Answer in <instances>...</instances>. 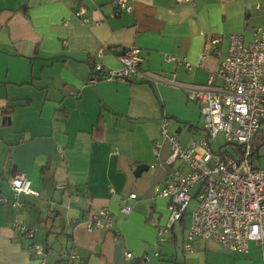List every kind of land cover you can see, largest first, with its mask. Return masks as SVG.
Listing matches in <instances>:
<instances>
[{
    "label": "crops",
    "instance_id": "obj_1",
    "mask_svg": "<svg viewBox=\"0 0 264 264\" xmlns=\"http://www.w3.org/2000/svg\"><path fill=\"white\" fill-rule=\"evenodd\" d=\"M114 1L0 0V194L13 200L8 179L18 172L39 193L19 195L17 209L0 205V264H37L30 241L11 228L14 220L34 232L56 264H144L143 256L146 264H262L254 244L239 255L197 239L184 253L187 215L157 244L169 200L156 197L154 187L166 182L170 167L167 143L157 153L154 146L162 119L187 146L202 135L198 105L166 81L204 84L224 59L230 35L248 42L255 28L264 27V0H195L194 6L131 0L129 14L112 17ZM81 5L90 20L85 27L72 15ZM206 36H219L222 43L219 55L200 62ZM131 47L141 50L140 69L165 82L102 78L120 69L117 56ZM166 56L184 59L192 69ZM97 63L102 73L93 70ZM92 78L95 85L88 83ZM101 109L104 131L94 139ZM260 133L254 158L264 169ZM139 165L148 170L136 177ZM130 194L137 199L128 201L132 211L123 217L122 199ZM100 209L111 212L113 228L88 232L83 221ZM65 250H74L78 260L60 261ZM126 252L134 260L125 259Z\"/></svg>",
    "mask_w": 264,
    "mask_h": 264
},
{
    "label": "built area",
    "instance_id": "obj_2",
    "mask_svg": "<svg viewBox=\"0 0 264 264\" xmlns=\"http://www.w3.org/2000/svg\"><path fill=\"white\" fill-rule=\"evenodd\" d=\"M174 1L194 6L195 0ZM130 3L131 0H115L111 16L129 14ZM72 15L83 27L90 23L82 5ZM221 43L219 36H206L200 62L219 55ZM102 54L100 50L98 58ZM117 60L120 69L105 71L104 80L126 82L137 77L151 83L165 82L161 76L140 69L142 58L138 48L124 49ZM165 60L182 64L186 71L192 69L184 59L166 56ZM93 70L102 73L104 68L97 63ZM166 82L177 86L188 102L198 105L202 135L187 146L176 134H170L166 119L159 124L160 136L154 152L159 151L162 141L167 143L169 155L165 164L170 170L166 182L154 187L156 197L169 200L166 220L163 225H157V244L165 243L173 227L187 215L188 205L193 200L195 208L189 214V226L183 236L184 253L191 251L197 239L215 242L225 251L239 255H247L250 244H254L264 264V169L257 167L252 157L253 142L264 123V27L255 28L248 42L242 35H230L224 59L214 72H209L204 84H181L174 78ZM88 83L95 85L97 80L92 78ZM220 133L225 144L215 152L212 145ZM8 186L13 200L0 194L1 206L17 209L21 206L17 200L19 195H39L28 178L19 172L8 179ZM56 188L61 190L65 186ZM136 199L134 194L123 198L120 215L128 216L132 211L128 201ZM114 224L113 215L107 209L93 211L83 221L88 232L110 231ZM11 228L30 241L28 251L37 264H56L48 261L45 244L35 241L32 230L16 220ZM124 257L135 258L130 252ZM77 260L74 250L62 251L60 261ZM141 261L146 264L148 257L143 256Z\"/></svg>",
    "mask_w": 264,
    "mask_h": 264
},
{
    "label": "rangeland",
    "instance_id": "obj_3",
    "mask_svg": "<svg viewBox=\"0 0 264 264\" xmlns=\"http://www.w3.org/2000/svg\"><path fill=\"white\" fill-rule=\"evenodd\" d=\"M197 125H199L198 127H200V129H202V121L199 122ZM264 132V123L261 125V129ZM261 134V133H260ZM257 135V144H259V142L261 141V135ZM225 144L224 140H223V135L220 133L217 137L216 143L212 145V149L213 151L217 152L221 146H223ZM195 208V201L191 200V202L188 205L187 208V216L186 219L189 220V214L193 211V209Z\"/></svg>",
    "mask_w": 264,
    "mask_h": 264
},
{
    "label": "trees",
    "instance_id": "obj_4",
    "mask_svg": "<svg viewBox=\"0 0 264 264\" xmlns=\"http://www.w3.org/2000/svg\"><path fill=\"white\" fill-rule=\"evenodd\" d=\"M102 111L103 110L101 109L99 114H98V116H97L95 126L92 129V136H93L94 139L95 138L100 139L102 137V135H103L105 122H104V119H103ZM259 133H260V131H259ZM263 144H264V140H263ZM256 149H255V147L253 145L252 146V157H253L254 161H255L254 156L257 154V150ZM181 223H182V221H181Z\"/></svg>",
    "mask_w": 264,
    "mask_h": 264
},
{
    "label": "water",
    "instance_id": "obj_5",
    "mask_svg": "<svg viewBox=\"0 0 264 264\" xmlns=\"http://www.w3.org/2000/svg\"><path fill=\"white\" fill-rule=\"evenodd\" d=\"M148 170V166L146 165H139L136 167L135 171H134V176L138 177L140 176V174L143 172V171H146Z\"/></svg>",
    "mask_w": 264,
    "mask_h": 264
}]
</instances>
